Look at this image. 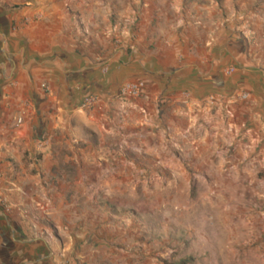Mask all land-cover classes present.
Returning a JSON list of instances; mask_svg holds the SVG:
<instances>
[{"label":"crops","instance_id":"obj_1","mask_svg":"<svg viewBox=\"0 0 264 264\" xmlns=\"http://www.w3.org/2000/svg\"><path fill=\"white\" fill-rule=\"evenodd\" d=\"M212 23L185 0H0V264L70 259L69 227L83 238L89 220L67 193L87 189L89 168L98 182L115 143L154 153L148 134L163 131L183 150L206 124L209 141L257 152L264 171V70L241 46L228 76L232 42ZM138 80L146 93L121 99ZM89 96L102 104L84 108ZM87 202L81 191L76 203Z\"/></svg>","mask_w":264,"mask_h":264},{"label":"rangeland","instance_id":"obj_2","mask_svg":"<svg viewBox=\"0 0 264 264\" xmlns=\"http://www.w3.org/2000/svg\"><path fill=\"white\" fill-rule=\"evenodd\" d=\"M185 4L210 16L218 39L227 31L234 54L228 76L237 73L241 46L264 70V0ZM165 131L167 137L172 130ZM207 131L204 124L199 144L183 150L161 141L163 131L148 134L147 144L158 152L134 155L124 143L113 144L98 182L89 168L87 189L67 193L72 212L89 220L83 238L69 227L74 250L68 264H79L83 255L87 264H264V171L257 152H241L236 143L225 147L223 136L209 141ZM81 191L84 205L76 203Z\"/></svg>","mask_w":264,"mask_h":264},{"label":"built area","instance_id":"obj_3","mask_svg":"<svg viewBox=\"0 0 264 264\" xmlns=\"http://www.w3.org/2000/svg\"><path fill=\"white\" fill-rule=\"evenodd\" d=\"M233 68H228L226 70V73L231 75L233 73ZM146 83L144 81H133V82H127L123 84L119 90V96L121 99H132V98H140L146 93ZM41 89L44 92H49V86L45 83L41 84ZM242 100H247L249 98V93L243 92L241 94ZM102 104V99L99 96H89L84 100L83 106L84 108H93L100 106ZM16 125H22L23 124V118L17 117L15 119ZM3 175L0 172V181L2 180ZM68 260H63L61 264H68Z\"/></svg>","mask_w":264,"mask_h":264}]
</instances>
